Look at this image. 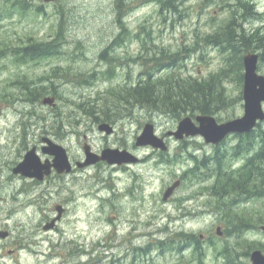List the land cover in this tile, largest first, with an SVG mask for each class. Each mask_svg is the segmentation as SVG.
Instances as JSON below:
<instances>
[{
  "label": "rangeland",
  "instance_id": "rangeland-1",
  "mask_svg": "<svg viewBox=\"0 0 264 264\" xmlns=\"http://www.w3.org/2000/svg\"><path fill=\"white\" fill-rule=\"evenodd\" d=\"M118 1L0 0V230L9 232L0 240V264H226L225 247L236 264H248V248L251 252L254 246L264 247V190L260 197L237 204L236 197H214L212 187L218 167L234 170L237 176L245 157L248 160L254 151L233 155L235 137L218 146L199 137L166 138L182 118L191 116L183 114L177 120L136 104L124 106L116 98L137 86L150 70L152 63L140 59L145 56L143 39L159 49L178 51L181 77L203 80L219 72L226 55L216 46L199 41L193 52L182 49H192L195 40L225 22V0H176L178 13H164L155 0ZM253 3L261 17L250 19L244 29L264 34V0ZM29 41L59 42L57 54L20 62L13 51H2L9 47L20 52ZM258 65L264 76V63ZM233 79L230 74L223 83L233 106L210 115L218 124L243 115L242 87ZM42 87L46 89H40L36 102L30 99L29 92ZM46 97H54L56 106H43ZM92 105L96 120L84 114ZM104 112L107 122H102ZM102 123L110 124L114 134L99 132ZM148 123L158 137H165L168 152L135 146ZM260 129L264 131V124ZM42 137L63 146L74 160L84 158L86 141L95 154L106 148L126 150L141 163L129 168L99 163L67 181L38 186L12 169L33 148L42 162L48 158L41 152ZM176 180L179 188L162 202L163 192ZM56 204L67 209L64 219L58 231L45 233L40 221ZM217 226L224 232L222 238L215 236ZM176 233L204 235L208 240L200 246L202 254L193 257V247L180 253L176 244L158 245Z\"/></svg>",
  "mask_w": 264,
  "mask_h": 264
},
{
  "label": "trees",
  "instance_id": "trees-1",
  "mask_svg": "<svg viewBox=\"0 0 264 264\" xmlns=\"http://www.w3.org/2000/svg\"><path fill=\"white\" fill-rule=\"evenodd\" d=\"M160 6V9L165 12L178 13V4L176 0H155ZM120 3L117 0V4ZM221 10H228V18L224 23L220 24L212 33L197 39L193 43V48H183L184 52H193L199 46V41L205 46H216L220 49L225 57L224 67L217 73H211L207 78L199 80L192 76L181 77L177 68L180 65V55L178 51H170L164 48L154 47L155 45L148 42L146 39H141L142 49L145 53L142 55L150 56V58L140 57L144 63H152L150 70L146 71L141 81L134 88L125 90L126 95L116 94V98L121 100L124 106L134 104L140 108L147 109L161 114H172L177 120L181 119L183 114H189L193 117L196 114L200 115H217L221 111L229 109L235 102L226 94L224 82L229 78L230 74L235 75L239 89L243 83V66L242 57L247 53L259 51V61L264 63V34L259 30L253 33L246 32L244 24L250 19H260L261 13L256 11L253 0H225L221 3ZM119 10V6L117 5ZM144 34L149 33L142 27ZM124 35L125 32H122ZM58 43L36 42L29 41L28 45L19 50L20 53L12 48L5 47L2 51L10 50L13 55L17 56V61H32L53 57L57 54ZM152 47V48H151ZM9 48V49H8ZM151 50H156L151 53ZM102 54V56H104ZM171 72L166 77H156V73ZM54 78L51 77L50 85L53 86ZM47 82V83H48ZM84 83L85 81H81ZM26 89L25 84H21ZM41 90L46 87L32 89L29 93L30 99L36 102V97L41 94ZM53 91V87L51 89ZM143 92V93H142ZM94 110V111H93ZM93 117L96 115L95 108L92 106L88 110ZM107 112H104L102 119L107 121ZM104 121V120H103ZM258 133L256 136L255 133ZM259 139V140H258ZM251 150L254 151L246 162L244 172H238L234 176L233 171L223 172L220 167L216 169V184L212 187L214 197H244L257 198L260 197L264 190V131H253L250 134V140H242L237 147L232 149L233 155H238V151ZM212 174V173H211ZM233 199L229 201L231 204ZM241 228V227H240ZM243 230V229H242ZM226 233V232H225ZM174 239L167 242H160L159 246L167 247L171 243L176 244L178 252L183 248L193 247V257L200 256L202 250L200 246L203 241L193 234L176 233ZM174 241V242H173ZM185 245V247H184ZM249 247L244 256L249 257ZM174 250H176L173 247ZM253 249H261V245L254 246ZM225 253L226 264H236L235 258L230 254L228 248H223Z\"/></svg>",
  "mask_w": 264,
  "mask_h": 264
},
{
  "label": "water",
  "instance_id": "water-1",
  "mask_svg": "<svg viewBox=\"0 0 264 264\" xmlns=\"http://www.w3.org/2000/svg\"><path fill=\"white\" fill-rule=\"evenodd\" d=\"M46 3L55 2L57 0H43ZM258 55L256 53H248L243 59V90L242 99L244 114L240 118L218 124L216 119L210 115H198L193 121L190 117L182 119L177 126L175 132H169V136H174L176 140H183L185 137H202L206 144L218 145L227 136L232 134L250 133L258 124L264 121V76L258 72ZM54 100L45 98L42 100L43 105H53ZM100 132L107 135L112 134L113 130L108 124H101L98 127ZM46 146L42 148L43 154L52 157V161L41 163L39 157L35 153V149L28 151L23 160L13 169L14 174H19L26 178H33L42 181L44 176H48L52 171L58 174L70 173L71 165L66 150L50 140H44ZM136 146H152L155 149L166 151L167 148L163 139L154 134V126L150 123L146 124L141 135L136 139ZM85 154V162L79 164V167H86L96 164L99 161L106 162L108 165H122L137 163V159L126 151L116 149H105L98 156L90 152L88 146L83 148ZM179 182H175L167 188L163 195V201H167L179 187ZM58 216L61 217V210L56 208ZM54 220V221H55ZM53 221V223H54ZM52 227V224L45 227V230ZM264 230V227L262 228ZM216 234L222 236L220 228L216 229ZM7 232H0V239H6ZM249 264H264V254L259 251H253L250 255Z\"/></svg>",
  "mask_w": 264,
  "mask_h": 264
},
{
  "label": "flooded vegetation",
  "instance_id": "flooded-vegetation-1",
  "mask_svg": "<svg viewBox=\"0 0 264 264\" xmlns=\"http://www.w3.org/2000/svg\"><path fill=\"white\" fill-rule=\"evenodd\" d=\"M84 114L85 115H88L89 117H91L90 116V114H89V112H86V111H84ZM258 130V129H257ZM114 134V133H113ZM49 136H51L52 137V135L51 134H49ZM230 137H235V138H237L238 139V143L236 144V145H239V143L242 141V140H250V134H243V135H232V136H230ZM45 138H48V137H42L41 138V140H40V142H41V147H43L44 145H43V143H45L44 142V139ZM229 138V137H228ZM84 144H88L86 141L83 143V145ZM224 144V143H223ZM90 146V145H89ZM136 146V145H135ZM168 146V145H167ZM137 147V146H136ZM90 148H91V146H90ZM168 148V147H167ZM91 151H93L94 152V150L91 148ZM123 151H126V150H123ZM154 151H156V150H153L152 151V153H156V152H154ZM158 151V150H157ZM248 151V150H247ZM126 152H128V151H126ZM160 152H162V151H160ZM167 152H168V150H167ZM95 153V152H94ZM162 153H165V152H162ZM245 155V154H244ZM69 156V155H68ZM136 157V156H135ZM73 157H71V156H69V160H70V162H71V164H72V171H71V173L70 174H67V175H65V174H62V175H59V174H57V173H55V172H52V174L50 175V176H48V177H45L44 178V180L42 181V182H36L35 180H32L33 182H35V184L36 185H38V186H42V185H45L49 180L51 181V180H53V181H64V180H68V178H71V177H74V176H77V174L79 173V172H82V171H85V170H87V169H89V168H91V167H93V166H91V167H89V168H86V169H81V168H79V167H76V165L78 164V162H82L83 160H84V158H83V156H82V158L80 157L79 158V160H74V159H72ZM137 158V157H136ZM46 160H51V158H45L44 159V161H46ZM137 160H138V163L137 164H140L141 163V161L139 160V158H137ZM142 160V159H141ZM247 160V158L245 157V163L243 164V166H242V168L239 170H237V172H244V170L246 169V161ZM99 164V163H98ZM97 165V164H96ZM136 165V164H135ZM135 165H133V166H135ZM117 166H123V167H121V168H129L130 166L129 165H117ZM232 171H234V170H232ZM239 198V197H238ZM237 198V200L236 201H238V203L237 204H240V203H242V202H246L245 201V199L246 198H241V199H238ZM235 202V201H234ZM56 205H60V206H62L63 207V205L62 204H56ZM56 205H54L53 206V208H51L50 210H48L47 212H46V214H44L43 216H42V219H41V221H40V224H41V227H42V230L44 229V227H48V226H50L52 223V220L56 217V211H55V206ZM62 210V209H61ZM66 208H64L63 207V211H62V218H61V220L60 221H58L55 225H53L52 226V230H49V231H44L45 233H48V232H56V231H58V229H59V224H60V222L64 219V215H65V213H66Z\"/></svg>",
  "mask_w": 264,
  "mask_h": 264
},
{
  "label": "bare ground",
  "instance_id": "bare-ground-1",
  "mask_svg": "<svg viewBox=\"0 0 264 264\" xmlns=\"http://www.w3.org/2000/svg\"><path fill=\"white\" fill-rule=\"evenodd\" d=\"M143 93V92H142Z\"/></svg>",
  "mask_w": 264,
  "mask_h": 264
}]
</instances>
